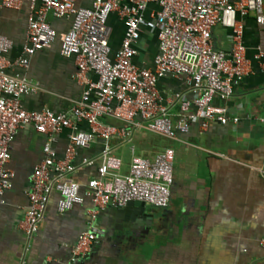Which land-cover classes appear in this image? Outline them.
<instances>
[{"label":"crops","instance_id":"0c3cea01","mask_svg":"<svg viewBox=\"0 0 264 264\" xmlns=\"http://www.w3.org/2000/svg\"><path fill=\"white\" fill-rule=\"evenodd\" d=\"M87 6L89 0H77ZM27 1L19 10L0 7V34L13 41L6 58L13 62L22 54L26 27ZM56 30L55 40L29 56L26 67L10 65L7 73L25 77L37 85L35 92L23 95L21 104L28 111L68 110L80 99L84 86L76 77L75 57L60 54L62 35L69 29L70 17L48 18ZM112 52L118 49L124 26L115 14L108 19ZM216 49L229 51L230 32L216 26L212 34ZM244 42L250 71L226 98L214 103L227 108L229 122L210 121L207 128L191 123L186 133L169 139L147 129H135L129 138L113 137L111 151L122 160L121 172H127L134 155L152 159L165 147H172L174 177L168 207L149 204L153 214L150 227L131 221L132 231L123 228L112 207L96 215L104 235L86 256L72 260L71 248L89 224L93 204L85 198L81 204L60 213L58 193L53 192L38 231L28 237L19 227L28 206L27 191L33 165L42 156L44 136L30 124L19 130L10 147L7 167L14 171L12 187L1 195L0 264H264V69L253 54L264 46V26L250 17L245 23ZM135 62L151 67L158 52L155 31L142 28ZM94 78L93 74L89 75ZM157 90L172 119L179 103L175 94L190 99L193 93L184 78L165 75L158 79ZM237 117L233 122L232 118ZM104 123L122 122L104 117ZM81 130L87 125L81 123ZM68 129L58 135L53 147L63 157L68 143ZM103 140L95 138L87 147L78 148L72 176L81 183L98 177ZM93 160L83 164L82 159Z\"/></svg>","mask_w":264,"mask_h":264},{"label":"built area","instance_id":"2783aa9c","mask_svg":"<svg viewBox=\"0 0 264 264\" xmlns=\"http://www.w3.org/2000/svg\"><path fill=\"white\" fill-rule=\"evenodd\" d=\"M27 14L22 54L13 62L6 58L13 47L8 36L0 34V203L2 193L12 187L14 171L7 167L10 147L21 128L30 124L44 136L43 156L29 176L28 206L19 223L28 236L38 231L53 192L58 193L57 210L63 213L89 198L88 227L71 248L72 260L89 254L104 235L97 225V213L112 204L123 206L130 200L142 201L159 208L168 207L174 175L175 151L165 147L152 159L134 155L127 172H121L122 160L111 151L113 137L129 138L135 129H147L169 139L186 133L198 121L207 128L210 121L229 122L227 108L214 103L226 99L250 71V60L244 42L248 18L264 26V0H89L80 6L77 0H26ZM24 0H0V7L19 10ZM115 14L122 22L123 36L115 53L110 45L108 19ZM70 17L69 29L62 35L60 54L74 56L75 77L84 86L82 95L68 110L28 111L23 95L38 87L25 77L12 76L7 67H26L29 56L52 43L56 30L48 18ZM156 33L158 52L151 67L135 62L142 28ZM216 26L230 32L229 51L216 49L212 42ZM264 69V46L253 54ZM93 74L94 78L89 75ZM171 75L184 78L193 93L179 103L172 119L163 97L157 90L159 78ZM111 117L122 125L104 123ZM237 117L232 121L236 122ZM264 122V118L261 119ZM84 123L87 130H81ZM68 129V143L63 157L53 147L59 133ZM95 138L103 140L98 177L85 183L72 174L78 148L87 147ZM83 164L93 160L83 158ZM264 247V236L259 239Z\"/></svg>","mask_w":264,"mask_h":264},{"label":"water","instance_id":"95a60500","mask_svg":"<svg viewBox=\"0 0 264 264\" xmlns=\"http://www.w3.org/2000/svg\"><path fill=\"white\" fill-rule=\"evenodd\" d=\"M112 207L116 217L122 219L123 228H129L131 231V221L142 223L144 226L150 227L153 222V214L147 212L146 205L142 201L130 200L123 206L108 205ZM107 206V207H108ZM104 210V209H102Z\"/></svg>","mask_w":264,"mask_h":264}]
</instances>
